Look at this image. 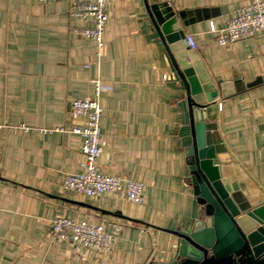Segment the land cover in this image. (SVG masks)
I'll use <instances>...</instances> for the list:
<instances>
[{"label": "crops", "instance_id": "0c3cea01", "mask_svg": "<svg viewBox=\"0 0 264 264\" xmlns=\"http://www.w3.org/2000/svg\"><path fill=\"white\" fill-rule=\"evenodd\" d=\"M79 1L94 0H0V264H168L179 247L175 232L203 216L186 153L185 85L164 78L172 75L166 48L143 0H108L99 62L96 41L75 31L93 19L69 13ZM166 1L219 89L235 82L209 107V139L218 143L224 174L254 206L263 204L264 34L218 41L251 0ZM98 77L108 87L97 164L143 182L141 204L63 190L65 175L85 162L83 137L73 129L86 119L72 102L92 96ZM58 217L102 223L113 234L112 253L53 241Z\"/></svg>", "mask_w": 264, "mask_h": 264}, {"label": "water", "instance_id": "95a60500", "mask_svg": "<svg viewBox=\"0 0 264 264\" xmlns=\"http://www.w3.org/2000/svg\"><path fill=\"white\" fill-rule=\"evenodd\" d=\"M143 15L165 45L174 78L185 85L186 153L191 184L203 210L190 227L175 232L179 247L168 264H264V203L254 206L239 184L224 174L218 143L209 139V107L220 91L223 97L233 93L234 87L231 92L226 88L235 82H223L219 89L198 53L188 48L179 18L167 9L166 0H143Z\"/></svg>", "mask_w": 264, "mask_h": 264}, {"label": "built area", "instance_id": "2783aa9c", "mask_svg": "<svg viewBox=\"0 0 264 264\" xmlns=\"http://www.w3.org/2000/svg\"><path fill=\"white\" fill-rule=\"evenodd\" d=\"M107 10L108 0L75 2L69 10L72 17L93 19V26L76 28L75 31L96 41L98 62L101 60L104 46V30L109 17ZM211 29L216 31L214 24H212ZM258 33L264 34V0H251L249 4L234 12V16L227 21L218 35V41L221 45H226L240 38L253 37ZM186 42L188 48L198 50V44L191 34L186 35ZM88 66L87 64L86 67ZM164 78H174V75L165 74ZM93 84L92 96L77 98L72 102L74 112L86 119L85 127L73 129L74 132L83 137L82 152L85 156V162L81 171L65 175L63 190L67 194L76 193L88 197L103 194L120 195L129 201L141 204L144 201L145 184L143 182L122 176L108 175L99 169L97 160L103 150L100 122L104 109L101 104V95L108 86L99 77L93 80ZM58 130L64 131L65 128ZM51 234L53 241L66 240L83 248H91L107 254H111L113 251V234L108 232L104 225L99 222L58 217L52 222Z\"/></svg>", "mask_w": 264, "mask_h": 264}]
</instances>
